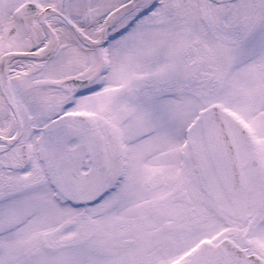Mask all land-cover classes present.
Segmentation results:
<instances>
[{
    "label": "snow or ice",
    "instance_id": "snow-or-ice-1",
    "mask_svg": "<svg viewBox=\"0 0 264 264\" xmlns=\"http://www.w3.org/2000/svg\"><path fill=\"white\" fill-rule=\"evenodd\" d=\"M0 264H264V0H0Z\"/></svg>",
    "mask_w": 264,
    "mask_h": 264
}]
</instances>
